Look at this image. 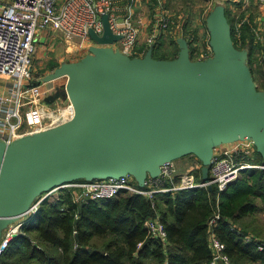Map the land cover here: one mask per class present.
<instances>
[{
	"label": "water",
	"instance_id": "water-1",
	"mask_svg": "<svg viewBox=\"0 0 264 264\" xmlns=\"http://www.w3.org/2000/svg\"><path fill=\"white\" fill-rule=\"evenodd\" d=\"M101 20L102 34L89 29L91 38L100 45L119 40L107 13ZM207 28L210 59L191 60L183 39L172 59H156L152 49L128 57L101 46L49 75H69L75 115L9 146L0 141V237L38 195L64 182L129 172L142 186L147 171L188 153L201 161L207 182L213 148L244 137L255 141L264 162V90L244 64L248 51L234 45L222 5L209 13Z\"/></svg>",
	"mask_w": 264,
	"mask_h": 264
},
{
	"label": "built area",
	"instance_id": "built-area-1",
	"mask_svg": "<svg viewBox=\"0 0 264 264\" xmlns=\"http://www.w3.org/2000/svg\"><path fill=\"white\" fill-rule=\"evenodd\" d=\"M118 1L0 0V76L10 79L9 83H6V87L10 89L9 93L0 95V141L5 146H9L21 138L37 136L49 131L70 121L75 115V105L68 95L64 98L66 102L61 103L62 105L58 108H47L35 101L40 95L52 96L57 93L52 90L53 87L42 88L39 84H35L34 76L31 74V64L35 53V36L39 29L57 32L64 40L76 38L78 45L84 48V44L93 40L89 29H93L98 35L102 34L101 15L107 13L110 29L113 33L121 35V38L117 40L119 51L128 57H142L145 51L156 46L163 33L170 34L177 44L178 39H183L188 47L193 43L192 36L178 33L176 30L178 26L175 29L172 28L174 22L167 11L166 0H154L157 3L153 8L155 14L151 21V28L141 45L139 35L142 29L137 21L136 5L143 0H126L124 8L119 7ZM227 1L240 8V14L234 18L233 26L230 24L231 35L237 44H242L245 25L256 41L264 43V28L251 20L249 14L243 13L246 6L244 0ZM255 1L264 7V0ZM234 9H236L235 6ZM193 45L196 46V43ZM213 56L214 51L208 40L205 41V46L200 52L192 55L190 59L202 61ZM26 95L29 96L28 108L32 110L36 123L19 129L21 116L18 112V104L19 100ZM55 98L63 101L60 93ZM255 151V141L249 137L215 146L208 165L209 181L207 182L197 180L195 174L189 171L180 173L175 166V160H169L161 163L155 174L147 171L142 186L138 184L137 178L129 172L118 176L79 179L61 183L38 195L25 213L4 226L0 237V253L11 239L21 233L23 223L36 213L44 199L54 200L57 198L59 189L78 190L79 193L74 195L75 198L90 199L111 198L123 190L140 193L153 199L156 193L208 186V184L215 185L217 191H221L238 178L241 170L264 167L262 165L264 163L259 164L251 161ZM152 204H154L153 200ZM219 218L220 215L216 211L207 220L208 243L211 250L208 264H231L225 243L212 229ZM145 226L151 236L167 242L166 229L158 215L147 219ZM245 240L256 242L257 249L264 251V239L254 240L253 236L247 235ZM140 245L141 242L138 243V246Z\"/></svg>",
	"mask_w": 264,
	"mask_h": 264
},
{
	"label": "trees",
	"instance_id": "trees-1",
	"mask_svg": "<svg viewBox=\"0 0 264 264\" xmlns=\"http://www.w3.org/2000/svg\"><path fill=\"white\" fill-rule=\"evenodd\" d=\"M248 30L245 25L241 47L248 48L253 81L254 73L260 74L264 88V70H254L252 64L264 65V43ZM173 41L162 39L151 55L174 58L179 48L168 50ZM253 160L261 162V154L255 151ZM194 174L201 180L200 167ZM216 211L220 218L212 229L225 243L230 263L264 264V251L245 240L247 235L260 238L258 232L253 234L242 223L264 211V168L241 170L221 191L215 185L199 186L156 193L153 199L123 190L111 198L76 202L71 190L60 189L56 199L41 202L21 233L8 242L0 264H208L207 220ZM155 215L164 223L167 242L148 233L145 221Z\"/></svg>",
	"mask_w": 264,
	"mask_h": 264
},
{
	"label": "rangeland",
	"instance_id": "rangeland-1",
	"mask_svg": "<svg viewBox=\"0 0 264 264\" xmlns=\"http://www.w3.org/2000/svg\"><path fill=\"white\" fill-rule=\"evenodd\" d=\"M141 5L138 6L137 8V21L138 24L140 25V21L143 17H145V22L144 26L146 27V31L149 32L151 28V24L149 25L150 20H152L153 15L155 14V4L157 3L156 1H150L146 3L144 0L141 1ZM222 4L225 7L229 22L231 23V26L234 24V18H236V15L240 14V8L234 5V3H230L227 0H166V7L167 11L169 13L170 18L174 22L172 24V28L175 29L176 26H178V33H186L189 34V36H192V42L196 43V46L193 45V43L190 44L189 48H193L192 55H195L196 53L200 52V50L205 46V41L209 40L210 33L207 28V17L209 13L213 11L215 8V5ZM234 6L236 9H234ZM252 7L250 8L251 11L249 10V0L246 3V6L244 7V12L249 14V16H252L253 19L255 17L261 15V11L259 10L258 5H251ZM264 16V15H263ZM252 20V19H251ZM254 22H258V20H253ZM264 23V22H263ZM261 26L264 28V24L261 23ZM149 29V30H148ZM232 30V29H231ZM145 31V32H146ZM264 32V30H263ZM60 40H62L61 35H58ZM145 39V36L140 39L141 43L143 44ZM164 39V38H163ZM58 41V39H57ZM56 41V43H58ZM167 41V38H166ZM115 41L114 43H116ZM161 41H157L159 43ZM174 44H168L169 48L168 50H174L175 47H178L177 42L174 40ZM56 43L49 44L43 46L42 49H38V47L35 48V53L33 54V59H32V64H31V74L34 76L33 81L35 84L44 85L42 88L48 87H53V91H56L57 93L59 92H64L67 94L66 87L69 79V75L67 72L65 74L61 75H53L52 77H49L50 74H52L56 68H59L61 64H79L81 59H83L86 55H89L90 52L93 49H97L101 46H106V45H100L96 43L95 41L91 40L89 43L84 44V48H79L80 46L77 44V53L76 54H71L67 55L69 53L63 52L61 53V48H58ZM156 43V44H157ZM242 44L239 46H236L238 48H247V46L241 47ZM36 46V45H35ZM84 49H87L84 51ZM147 51H145L146 53ZM169 52L172 51H167V54L169 55ZM144 53V54H145ZM68 56V57H67ZM248 53L245 57L244 64L249 67V61H248ZM61 58L66 59L61 60ZM71 61H67V60ZM64 61V63H62ZM260 61V60H259ZM253 69H263L264 70V65H260V63L255 64V61H253ZM255 75V81L254 84L256 86V89L259 91H263L264 88L262 87L263 85H260L261 83V76L258 73H254ZM39 82V83H37ZM65 94V95H66ZM61 103V101H59ZM254 158V154H253ZM251 159L252 162L254 163H259L262 164L263 158L261 162H257L255 160ZM264 165V164H262ZM175 166L177 169L181 171H193L192 167H199L200 166V160L194 153H188L182 157L179 158V160H175ZM258 168H264V167H254V168H246V169H258ZM196 170V169H195ZM194 170V171H195ZM190 171V172H191ZM79 180V179H78ZM68 189V188H67ZM60 190V189H59ZM57 190V191H59ZM73 193V199L76 202L84 201L87 198L84 197H79L75 198L76 193H79L78 190L74 189H69ZM75 195V196H74ZM52 201L53 199H49ZM242 223L244 225H247L248 231L252 232L253 234L256 235V232H258L259 235L258 237L264 239V211H258L255 214L249 215L248 217H245L242 220ZM239 225V224H238ZM3 232V230H2ZM2 234V233H1ZM6 248V247H5ZM4 248V249H5ZM3 252V251H2ZM0 253V255L2 254Z\"/></svg>",
	"mask_w": 264,
	"mask_h": 264
},
{
	"label": "crops",
	"instance_id": "crops-1",
	"mask_svg": "<svg viewBox=\"0 0 264 264\" xmlns=\"http://www.w3.org/2000/svg\"><path fill=\"white\" fill-rule=\"evenodd\" d=\"M125 1L126 0H119L118 1V3H119V7H121V8H124V4H125ZM146 3H148L149 2V0H144ZM150 1H154V0H150ZM247 1L248 0H244V2L245 3H247ZM142 3L141 2H139V4L138 5H136V11H137V8H138V6H140ZM251 5H253V6H255V5H258L257 3H256V1L255 0H249V10L251 11ZM223 6V5H222ZM259 6V10L261 11V15L260 16H257V17H255V19H253L252 18V16H250V18L252 19V20H258V22L256 23V24H259V25H261V23L262 24H264L263 22H264V7L263 6H260V5H258ZM224 7V6H223ZM224 10H225V7H224ZM225 12H226V10H225ZM250 14V13H249ZM151 21L152 20H150V22H149V25L151 24ZM144 22H145V17H143L142 19H141V21H140V27H141V29H142V31H141V33H140V35H139V41H140V39H142L144 36H146V34L147 33H149L148 31H146V27L144 26ZM229 22V21H228ZM229 24H231V23H229ZM231 27V26H230ZM149 30V29H148ZM245 30V29H244ZM146 31V32H145ZM249 31V30H248ZM243 34H244V32H243ZM249 34V33H248ZM59 33H57V32H54V31H51V30H47V29H39L38 31H37V33H36V36H35V48L36 47H38V49H42L43 48V46H45V45H49V44H53V43H56V41H57V39H58V43H56V45L55 46H57L56 48H57V50H58V48H61V53H63L64 51L65 52H67V53H69V54H67V55H73V54H76L77 53V50H78V48H77V44H78V39H76V38H74V39H72V40H64L63 38H61L62 40H60L59 38ZM167 37H170V38H172L173 40H174V38L170 35V34H167V33H163L162 34V36H160V38H159V40L158 41H161L162 42V39L164 38V39H166ZM163 39V40H164ZM161 42H159V43H157L156 45L157 46H159V44L161 43ZM140 44L141 45H143L142 43H141V41H140ZM118 45H119V43L118 42H116V43H112V44H108V45H106V47H111L115 52H120L119 51V48H118ZM79 48H81V47H79ZM82 49V48H81ZM238 49H240V48H238ZM241 49H243V48H241ZM85 51V50H84ZM189 51H190V49H189ZM177 55V54H176ZM189 55H190V57L192 56L191 55V53H189ZM68 57V56H67ZM67 59V58H66ZM66 59H63V58H61V60H65L66 61ZM68 62L69 61H71V60H67ZM62 63H64V61L62 62ZM65 64V63H64ZM61 65H63V64H61ZM9 81H10V79L9 78H7V77H2V76H0V95H4V94H6V93H9V91H10V89H9V87H6V83H9ZM37 83H39V82H37ZM26 85L28 86V84L26 83ZM45 85V84H44ZM44 85H41V87H44ZM24 90L27 92V90H26V88H24ZM56 93V92H55ZM61 93V96H62V99L61 100H63V101H61V103L63 104V102L65 103L66 101H65V99L64 98H66L65 96L67 95L66 93H65V91L64 92H60ZM28 94V93H27ZM66 94V95H65ZM55 94H53L52 96H54ZM49 96H51V95H48V96H46V95H40V96H38L36 99H35V101L36 102H38V103H40V104H43L45 107H47V108H58L60 105H62L59 101V98H54L53 100H48L47 98L49 97ZM28 95H26L25 97H22L20 100H19V104H18V112H19V114H20V116H21V123H20V125L18 126V128L19 129H23V128H26V127H29V126H32V125H34L36 122H35V118H34V115H33V113H32V110L31 109H29L28 108V105H29V99H28ZM182 157V156H181ZM179 158L180 157H178V158H176L175 160L177 161V160H179ZM200 168L202 167V163H201V161H200V166H199ZM191 168L193 169V171H191V173H195V169L197 170V167H192L191 166ZM189 171V172H190ZM181 172H183V171H181L180 170V173ZM185 172V171H184ZM202 179V178H201Z\"/></svg>",
	"mask_w": 264,
	"mask_h": 264
},
{
	"label": "bare ground",
	"instance_id": "bare-ground-1",
	"mask_svg": "<svg viewBox=\"0 0 264 264\" xmlns=\"http://www.w3.org/2000/svg\"><path fill=\"white\" fill-rule=\"evenodd\" d=\"M56 117H57V116H56ZM54 119H55V116H54ZM261 145H263V144H261ZM27 221H28V220H27ZM27 221H25V222H27ZM25 222H24V223H25ZM24 223H23V224H24Z\"/></svg>",
	"mask_w": 264,
	"mask_h": 264
}]
</instances>
